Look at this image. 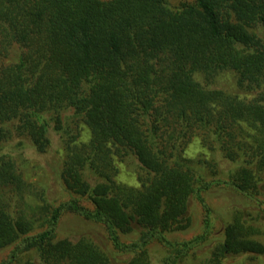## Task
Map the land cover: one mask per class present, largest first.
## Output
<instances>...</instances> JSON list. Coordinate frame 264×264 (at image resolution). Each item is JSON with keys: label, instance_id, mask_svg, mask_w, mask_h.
Here are the masks:
<instances>
[{"label": "trees", "instance_id": "obj_1", "mask_svg": "<svg viewBox=\"0 0 264 264\" xmlns=\"http://www.w3.org/2000/svg\"><path fill=\"white\" fill-rule=\"evenodd\" d=\"M13 43L21 47L17 59L0 67V248H13L0 264H37L31 252L41 264H112L87 237L56 238L65 209L104 224L114 246L130 255L120 264H150L151 240L166 248L162 264L185 260L201 236L171 243L165 233L189 225V197L201 201L200 189L210 186L182 157L194 127L264 175V0H193L178 8L166 0H0V56ZM223 71L235 74L238 92L210 87ZM66 112L83 120L90 138L66 144L60 178L93 208L72 198L33 205L30 213L11 209L10 199L16 203L26 187L15 158L21 138L44 151L50 130H65ZM237 122L253 130L248 149L223 143ZM128 155L145 171L139 187L112 178L113 157ZM225 182L258 192L247 165ZM131 232L138 235L131 243L118 240ZM254 232L236 214L207 264L263 255Z\"/></svg>", "mask_w": 264, "mask_h": 264}, {"label": "rangeland", "instance_id": "obj_2", "mask_svg": "<svg viewBox=\"0 0 264 264\" xmlns=\"http://www.w3.org/2000/svg\"><path fill=\"white\" fill-rule=\"evenodd\" d=\"M193 0H166L171 8H178L184 3ZM257 33L263 36L260 28H256ZM21 47L13 43L5 55L0 56V67L14 62ZM204 82L202 75L195 76ZM210 87L222 89L227 93H236L235 74L231 71H223L215 74L209 80ZM64 121V131L62 134L50 130V143L47 148L39 152L25 138L23 148L19 156V165L22 179L26 183L22 196L16 203L10 199L11 209H22L30 211L31 206L46 203L49 206H57L61 203L76 198L78 202L92 209L93 205L84 197L75 196L67 191L60 178V168L64 157L66 144L87 142L90 132L80 117L71 116L70 113L62 115ZM232 138L224 137V144L228 145L233 141L248 149L252 141L253 130L245 122L233 123L230 127ZM18 138H12L11 145L17 143ZM182 157L190 158L188 165L196 172L200 173L203 181L210 182V186L199 191L201 201L196 196H190L187 202V214L190 217L189 225L182 230H174L165 233V237L171 243L182 242L201 236L198 245L189 250L187 258L178 264H207V260L216 245L222 241V229L230 222L236 214H239L247 225L254 227L255 232L251 236L253 239L264 245V175L257 173L253 164L247 163L249 157L238 153L233 159L226 155L227 150H223L220 144L214 140H205L204 134L197 128H192L183 141ZM226 155V156H225ZM116 168L112 176L117 183L128 186L139 187L145 180V171L140 167L133 156L120 158L113 157ZM247 165L255 174L258 183V192L248 195L239 192L227 182L229 175L237 171L240 167ZM30 213V212H29ZM43 214L36 213L35 217ZM56 238L68 237L77 239L81 236L89 238L100 249L104 250L112 264H120L130 257L129 253L117 249L111 240L108 230L101 222L84 217L76 211L65 209L61 212L56 230ZM137 233L118 234V240L123 244H129L137 238ZM13 245L0 248V262L6 260ZM150 264H162V259L166 255V248L157 240H151L147 244ZM28 256L27 254L23 257ZM30 257L41 264L33 252ZM219 264H264L263 255H252L248 253L227 255L221 258Z\"/></svg>", "mask_w": 264, "mask_h": 264}]
</instances>
